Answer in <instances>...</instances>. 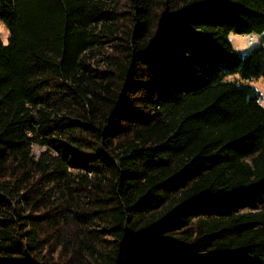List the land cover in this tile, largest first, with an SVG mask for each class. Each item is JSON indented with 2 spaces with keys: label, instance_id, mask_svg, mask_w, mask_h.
<instances>
[{
  "label": "trees",
  "instance_id": "obj_1",
  "mask_svg": "<svg viewBox=\"0 0 264 264\" xmlns=\"http://www.w3.org/2000/svg\"><path fill=\"white\" fill-rule=\"evenodd\" d=\"M0 24V264H264V45L229 38L264 0H0Z\"/></svg>",
  "mask_w": 264,
  "mask_h": 264
},
{
  "label": "rangeland",
  "instance_id": "obj_2",
  "mask_svg": "<svg viewBox=\"0 0 264 264\" xmlns=\"http://www.w3.org/2000/svg\"><path fill=\"white\" fill-rule=\"evenodd\" d=\"M0 30L3 35L7 33V30L2 24H0ZM229 38L234 47L243 53H247L250 50H253L255 47L264 45V32L259 34L231 32L229 34ZM144 70L145 69L142 71ZM249 82L257 86V88H259L264 95V77L254 78L253 80H249ZM262 100L264 103V98ZM35 150L37 151L38 147H35Z\"/></svg>",
  "mask_w": 264,
  "mask_h": 264
}]
</instances>
